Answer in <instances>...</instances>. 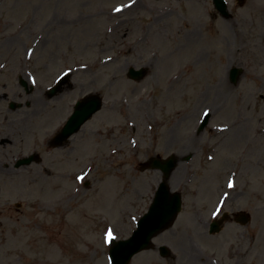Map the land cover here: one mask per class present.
Listing matches in <instances>:
<instances>
[{"label":"rangeland","instance_id":"obj_1","mask_svg":"<svg viewBox=\"0 0 264 264\" xmlns=\"http://www.w3.org/2000/svg\"><path fill=\"white\" fill-rule=\"evenodd\" d=\"M227 1L229 17L212 0H0V264H111L107 232L132 234L157 158L174 157L185 205L163 241L191 224L190 205L209 218L216 203L249 212L264 239V0ZM89 93L102 109L51 145Z\"/></svg>","mask_w":264,"mask_h":264},{"label":"flooded vegetation","instance_id":"obj_2","mask_svg":"<svg viewBox=\"0 0 264 264\" xmlns=\"http://www.w3.org/2000/svg\"><path fill=\"white\" fill-rule=\"evenodd\" d=\"M10 109H14L12 104ZM6 141L3 139L1 143ZM190 206L191 224H184L181 235L163 241L164 231L154 238L151 248L141 252L151 254L152 264H264V239L250 228L251 219L244 222L245 213L243 216L233 213L226 223L225 219L220 220V230L214 232V220L207 218L203 208L197 204ZM182 214L185 215L184 210L178 219Z\"/></svg>","mask_w":264,"mask_h":264},{"label":"water","instance_id":"obj_3","mask_svg":"<svg viewBox=\"0 0 264 264\" xmlns=\"http://www.w3.org/2000/svg\"><path fill=\"white\" fill-rule=\"evenodd\" d=\"M243 2V0H240ZM216 7L222 12L227 13V4L225 0H214ZM240 69L232 70V80L236 81ZM129 75L135 79H141L145 75V69L131 68ZM55 89L51 91L54 93ZM103 99L98 94H90L80 100L74 112L63 127L59 138H68L71 134L79 130L81 125L88 120L95 112L101 109ZM207 122H204V124ZM203 124V126H204ZM36 158L34 155L22 158L17 162V166L29 164ZM175 159L170 157L163 161L159 158L151 160V167L161 168L164 172V180L160 183L154 201L148 213L142 218L138 229L134 234L124 240H114L111 249V257L114 264H128L139 250L150 246L151 239L165 228L169 227L175 220L182 206V196L180 192H171L167 182L170 174L175 168Z\"/></svg>","mask_w":264,"mask_h":264},{"label":"bare ground","instance_id":"obj_4","mask_svg":"<svg viewBox=\"0 0 264 264\" xmlns=\"http://www.w3.org/2000/svg\"><path fill=\"white\" fill-rule=\"evenodd\" d=\"M195 35H196V32H195V29H192V31H190V36L192 37V38H194L195 37ZM194 55H197L196 56V61L195 62H200L201 60H200V57H202L201 55H203V52H202V50L201 49H197L195 52H194ZM193 56L191 57L190 56V59H189V61H188V63H187V67H192L193 66ZM195 64H197V63H195ZM232 64V62H231V60H229V62L227 63V65H226V68H229L230 66H232L231 65ZM66 78H68L67 76H65L64 78H63V81L64 80H66ZM66 93V92H65ZM64 94V93H63ZM209 115H210V113H209ZM110 184H111V182H110ZM115 184V183H114ZM113 184V185H114ZM115 186V185H114ZM114 186H111V187H114ZM221 212H222V210H221ZM220 212V213H221ZM137 258H138V260L140 261L141 260V258H142V254H140V255H137Z\"/></svg>","mask_w":264,"mask_h":264},{"label":"snow or ice","instance_id":"obj_5","mask_svg":"<svg viewBox=\"0 0 264 264\" xmlns=\"http://www.w3.org/2000/svg\"><path fill=\"white\" fill-rule=\"evenodd\" d=\"M117 11H119V9H117ZM230 186H231V185H230ZM108 237H109V239H112V234H111V232L108 233Z\"/></svg>","mask_w":264,"mask_h":264}]
</instances>
